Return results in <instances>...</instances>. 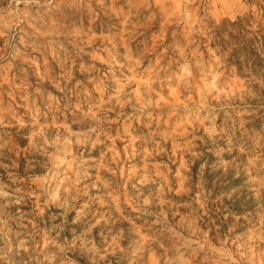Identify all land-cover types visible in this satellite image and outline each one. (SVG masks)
Wrapping results in <instances>:
<instances>
[{
  "label": "rangeland",
  "instance_id": "374dc122",
  "mask_svg": "<svg viewBox=\"0 0 264 264\" xmlns=\"http://www.w3.org/2000/svg\"><path fill=\"white\" fill-rule=\"evenodd\" d=\"M0 264H264V0H0Z\"/></svg>",
  "mask_w": 264,
  "mask_h": 264
}]
</instances>
